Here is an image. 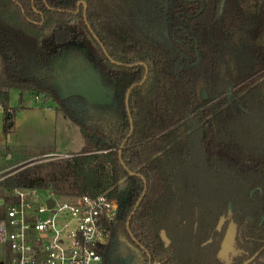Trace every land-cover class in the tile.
I'll return each instance as SVG.
<instances>
[{
  "label": "trees",
  "instance_id": "16d2710c",
  "mask_svg": "<svg viewBox=\"0 0 264 264\" xmlns=\"http://www.w3.org/2000/svg\"><path fill=\"white\" fill-rule=\"evenodd\" d=\"M220 1L85 0L78 8V0H0L3 132L14 128L18 108L8 102L10 91L18 90L20 100L31 94L56 101L84 140L50 178L25 164L9 171L1 184L118 199L125 178L133 201L122 221L112 225L114 233L129 230L152 263L186 264L162 232L168 235L177 208L174 180L192 140L198 138L208 161L224 163L243 178L254 175L264 185V154L241 145L232 131L248 110H264V0H226L219 15ZM83 49L103 82L115 83L114 103L90 104L89 122L75 116L50 83L56 58ZM5 150L11 152L9 146ZM59 178L71 181L70 193L51 184Z\"/></svg>",
  "mask_w": 264,
  "mask_h": 264
},
{
  "label": "rangeland",
  "instance_id": "374dc122",
  "mask_svg": "<svg viewBox=\"0 0 264 264\" xmlns=\"http://www.w3.org/2000/svg\"><path fill=\"white\" fill-rule=\"evenodd\" d=\"M200 96H208L205 88L200 90ZM8 103L18 110L9 138L3 132L4 111L0 110V168L5 171V177L9 171L26 164L24 167H32L34 173L50 178V173L57 171V163L67 158L64 154L77 153L83 147L78 125L64 116L53 99L44 101L43 95L24 94L20 100L19 91L11 90ZM68 108L83 121H90V108L77 102L68 103ZM247 113L232 131L241 145L258 155L264 154V110H253L252 113L248 110ZM7 146L10 153L5 150ZM48 151L57 154L43 153ZM38 152L42 153L28 157ZM257 183L254 175L243 178L242 173L228 169L224 163L208 161L198 138L192 140L190 156L175 176L177 208L169 220L166 234L171 249H177L176 255L182 263L190 264V260L202 257L200 249H205L202 245L205 239L196 230L225 213L229 201L237 211L251 213L250 195ZM51 184L62 193L72 191L71 181L66 178H59ZM112 249L103 264H123L125 248L117 237Z\"/></svg>",
  "mask_w": 264,
  "mask_h": 264
},
{
  "label": "built area",
  "instance_id": "2783aa9c",
  "mask_svg": "<svg viewBox=\"0 0 264 264\" xmlns=\"http://www.w3.org/2000/svg\"><path fill=\"white\" fill-rule=\"evenodd\" d=\"M0 110L4 109L0 106ZM0 168V264H102L119 201L59 195L52 189H6ZM50 200L53 204H50Z\"/></svg>",
  "mask_w": 264,
  "mask_h": 264
},
{
  "label": "flooded vegetation",
  "instance_id": "af4514ba",
  "mask_svg": "<svg viewBox=\"0 0 264 264\" xmlns=\"http://www.w3.org/2000/svg\"><path fill=\"white\" fill-rule=\"evenodd\" d=\"M81 1L82 0H78L77 2L78 8L79 6L84 5L80 3ZM86 56L87 54L83 52V54L74 55L64 54V56L56 58L50 83L53 84L54 81L57 80V72L55 70L57 64L62 63L63 65H66L68 61L80 57L87 61ZM114 84L115 83L113 82V84H105V86L114 92ZM79 98L80 97L68 98L66 99V102H77L78 104H82L85 108H90L93 111V107L90 105L91 103L84 99L88 103V105H85L79 101ZM258 169L259 168L256 167L249 168L248 170L254 172L258 171ZM252 190L253 191L250 195L252 201L251 213H246L247 210H245L246 212H243L242 210L241 212L237 211L234 208L232 201H229L225 213L220 214L216 220H211L209 223L207 222L206 224H203L201 228L196 230V233H201V237L205 239V242L202 244L205 249H200L202 257L192 259V261L190 260V264H264V185L257 183ZM118 201L119 205L122 203L123 207L122 209L119 207V214L114 224L122 221L123 216L128 212L132 205L133 192L126 179L121 184L119 182ZM229 204L232 206L231 215H228ZM133 211L129 214L126 221L127 230L129 229V223L133 216ZM222 217L224 219L220 223ZM231 224H234L236 228L235 242L232 249H228L225 253L221 254V251L223 250L221 249V244ZM116 237L125 248L123 264H160L157 261L152 263L149 254L145 251L139 241L133 237L129 230L126 233H114L113 229L111 230L109 243L105 250L102 251L103 263L105 262L107 254L112 252L113 242ZM173 250L176 254L177 249Z\"/></svg>",
  "mask_w": 264,
  "mask_h": 264
},
{
  "label": "water",
  "instance_id": "95a60500",
  "mask_svg": "<svg viewBox=\"0 0 264 264\" xmlns=\"http://www.w3.org/2000/svg\"><path fill=\"white\" fill-rule=\"evenodd\" d=\"M80 3L84 5L86 4L85 0H82ZM225 3L226 0L220 1L219 15L223 13ZM83 52L87 54L86 49H83ZM55 70L57 72V76H56L57 80L54 81L53 85L58 90L59 95L62 99L82 97L87 102L93 105H108L114 103L116 98L114 96V92L111 89L106 88L102 80L101 74L98 72V70L91 63L85 61L82 57L68 61L66 65L59 63L56 65ZM145 78L146 75L144 76L142 82L145 80ZM131 89L132 88H130L126 94V105L128 111H129L128 97L131 92ZM130 123H131V130L129 135L132 133L133 130L131 118H130ZM126 141L127 138L122 142L119 148L120 159ZM130 174L132 175L133 173L131 172ZM124 181L125 178L121 179L120 184L123 183ZM144 192L142 193L138 202L136 203L132 215L134 214L136 208L139 206V203L143 198ZM50 204H53L52 200H50ZM119 206L122 209L123 207L122 203H120ZM231 214H232V206L231 204H229L228 215ZM223 219L224 218L222 217L220 223L222 222ZM235 236H236V228L234 224H231L230 228L228 229L222 241L221 249L223 250L221 251V254L225 253L228 249L233 248L235 242ZM162 237L166 241V243H169V240L165 232H162Z\"/></svg>",
  "mask_w": 264,
  "mask_h": 264
},
{
  "label": "crops",
  "instance_id": "0c3cea01",
  "mask_svg": "<svg viewBox=\"0 0 264 264\" xmlns=\"http://www.w3.org/2000/svg\"><path fill=\"white\" fill-rule=\"evenodd\" d=\"M56 115H57V112H56ZM14 127H15V125H14ZM11 134V133H10ZM10 134H8V138H9V135ZM42 152H38V153H35V154H31V155H28V157H36V156H39L40 154H41ZM43 153H49V154H53V155H55V154H57V153H55V152H52V151H48V152H43ZM66 157H68V156H71L72 154H64ZM23 159H25V157H23Z\"/></svg>",
  "mask_w": 264,
  "mask_h": 264
}]
</instances>
